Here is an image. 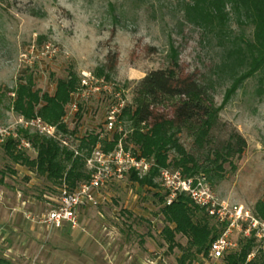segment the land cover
<instances>
[{
  "label": "rangeland",
  "instance_id": "1",
  "mask_svg": "<svg viewBox=\"0 0 264 264\" xmlns=\"http://www.w3.org/2000/svg\"><path fill=\"white\" fill-rule=\"evenodd\" d=\"M183 15L181 0H0V125L10 126L18 118L10 92L29 73L36 89L53 94L56 80L68 72L79 79L81 72L95 76L113 64V71L104 73L106 81L121 86L129 104L135 84L151 71L196 79L212 94L218 120L200 145L185 133L172 132L202 169L216 171V164L222 165L217 176L198 172L191 178L203 179L221 201L253 211L257 201H264V78L247 67L233 74L223 66L240 37L252 38L253 27L244 19L237 24L233 12L223 33L189 24ZM39 37L44 39L37 44ZM45 44L56 49L52 59L35 61L28 55L32 46L39 51ZM96 107V102L85 106L83 131L102 123V107ZM121 129L128 132L129 123L123 121ZM215 154L221 158L213 164ZM15 168L0 148V228L10 229L4 224L13 218L17 229L0 250L12 264H114L116 251L126 259L135 257V264H177L181 253L167 251L160 237L163 222L155 190L125 181L107 192L105 205L89 209L84 221L79 217V228L47 234L37 226L32 230V223L14 209L25 203L26 213H44L52 208L46 198L56 193L44 178ZM165 169L182 174L171 165ZM176 242L186 244L180 236ZM193 264L222 263L199 257Z\"/></svg>",
  "mask_w": 264,
  "mask_h": 264
},
{
  "label": "trees",
  "instance_id": "2",
  "mask_svg": "<svg viewBox=\"0 0 264 264\" xmlns=\"http://www.w3.org/2000/svg\"><path fill=\"white\" fill-rule=\"evenodd\" d=\"M183 3V17L189 24L204 27L210 31L222 32L228 30L230 12L236 15V23H245L253 27L251 39L239 38L240 44L234 45L226 53L229 60L223 63L230 73H236L243 67L249 72H260L264 78V0H181ZM37 39V44L43 41ZM114 65L104 66L95 76L109 79L105 72H111ZM108 72V73H109ZM79 79L74 72H68L63 79L55 82L53 94L41 93L35 88L32 73L23 75L18 79L11 102L12 111L24 119L36 116L49 125L57 126L59 130L67 133L60 125L64 115V107L70 101L71 95L77 90ZM83 108L78 119L82 117ZM219 116V108L213 100L209 89L200 81L189 78L179 80L172 71L157 70L147 73L133 88L132 103L127 106L121 121L129 123V131L125 143L132 144L140 156L152 161L149 173L141 178L130 176L129 182L139 188L155 190L153 196L157 198L160 218L163 228L160 237L167 246V251L175 249L181 253L177 264H193L197 258H207L210 244L220 235V230L206 214L196 208L186 196H179L171 205L164 204V195L160 192L157 179L159 172L171 165L180 169L183 175L189 177L198 172L207 175H219L221 170V154H215L211 163L216 164L214 170L208 167L201 168L198 162L185 152L179 144L175 133H185L197 145L203 144L209 136L211 127ZM78 126L71 135L77 132ZM36 150L34 157L17 153L11 141L1 149L6 157L14 164L21 166L36 176L44 178L51 185L55 197L59 189L65 185L69 190L75 189L80 183L89 179L85 169V157L97 143L94 131L86 132L79 141L81 156L75 157L73 153L36 134L23 133ZM120 135H115L113 142L104 147L111 150ZM229 149V147H226ZM230 150V149H229ZM227 150V151H229ZM240 153V148L237 149ZM171 153L173 154L172 157ZM170 157V159H169ZM15 174L14 171H9ZM0 182H3L4 173L0 171ZM53 205V204H52ZM253 212L264 219V201H257ZM180 236L186 240L185 246L176 242ZM253 239L240 240L239 250L226 255L222 264H264V249L258 247ZM254 257L247 261L253 252ZM0 264H12L3 257L0 250Z\"/></svg>",
  "mask_w": 264,
  "mask_h": 264
},
{
  "label": "built area",
  "instance_id": "3",
  "mask_svg": "<svg viewBox=\"0 0 264 264\" xmlns=\"http://www.w3.org/2000/svg\"><path fill=\"white\" fill-rule=\"evenodd\" d=\"M28 55L33 56L35 61L52 59L56 55V49L51 44H45L39 51H35L32 46ZM21 59L26 60L27 55H21ZM92 102L98 104L95 110L102 107L103 121L91 130L83 131L84 111L80 120L78 116L81 114V108L84 110L85 106ZM129 105L125 90L121 86L97 78L89 72H81L78 88L71 95L60 122L67 133L37 116L28 120L18 116L10 126L0 125V147L11 141L15 152L30 156H35L36 150L31 141L24 137V132H32L51 140L60 148L73 153L75 157L82 155L78 139L86 132L94 131L97 135V143L85 157L88 181L80 183L73 190L63 185L50 210L38 215L23 212L26 220L47 234L64 227L75 230L80 226V210L101 207L108 201L107 192L110 188L124 183L132 175L141 178L149 173L152 161L141 157L135 146L123 141L128 132L121 129V117ZM77 126L78 130L72 136L71 132L73 133ZM115 135H120L121 138L111 150L105 151L104 147L113 142ZM158 184L166 206L171 205L179 196H186L221 231L209 246L208 260L221 261L226 255L237 252L240 240L253 239L258 247L264 245V219L243 206L221 201L203 179L185 177L178 171L162 169L159 172ZM254 253L255 251L247 257V261L254 257Z\"/></svg>",
  "mask_w": 264,
  "mask_h": 264
},
{
  "label": "crops",
  "instance_id": "4",
  "mask_svg": "<svg viewBox=\"0 0 264 264\" xmlns=\"http://www.w3.org/2000/svg\"><path fill=\"white\" fill-rule=\"evenodd\" d=\"M1 148V147H0ZM23 169V167H21V166H18V165H16V168H15V170H22ZM26 170V169H25ZM26 171H28V170H26ZM25 171V172H26ZM28 174H29V171H28ZM128 181V180H127ZM129 182V181H128ZM158 183V182H157ZM130 185H136V184H133V183H131L130 182ZM117 187H119V186H117ZM112 188H114V187H112ZM111 189V188H110ZM109 189V190H110ZM45 198H46V196H45ZM49 202L47 203V204H45V205H51V204H54V202H55V200H56V198H52V199H50V198H46ZM108 201H109V198H108ZM107 201V202H108ZM106 202V203H107ZM106 203H104L103 205H105ZM24 205H25V203H22V208L20 207V208H16V209H14V211H16L17 212V214H19V212L22 214L23 212H25L26 210H24L23 209V207H24ZM102 205V206H103ZM89 209H82V210H80V212H79V217H80V219H82V221H84L83 219H85L86 217H88V213H87V211H88ZM99 215H101V214H99ZM16 220H17V222L20 224V225H24V222H23V220H22V218L19 216V215H17L16 217ZM16 220H14V221H16ZM16 224V223H15ZM12 225H13V218H11V220H9V222H6L5 224H4V227H8V226H11V228L10 229H4V228H0V244H2V243H4V241H6V239L10 236V235H12V232H15V231H17V229H15V227H12ZM31 227H32V230H34L35 229V225H31ZM40 228V227H39ZM40 230H41V228H40ZM15 236V235H14ZM125 253H123V252H119V251H116L115 252V257H114V259H113V262H114V264H135V257H134V259H126L125 258Z\"/></svg>",
  "mask_w": 264,
  "mask_h": 264
}]
</instances>
